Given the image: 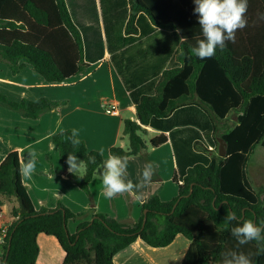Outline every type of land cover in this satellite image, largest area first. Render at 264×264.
I'll return each mask as SVG.
<instances>
[{
  "label": "trees",
  "instance_id": "trees-1",
  "mask_svg": "<svg viewBox=\"0 0 264 264\" xmlns=\"http://www.w3.org/2000/svg\"><path fill=\"white\" fill-rule=\"evenodd\" d=\"M128 2L127 35L138 34L137 19L144 13L158 28H179V36L187 40L180 44L176 57L179 66L166 70L154 94L138 101L137 121H125L123 134L129 139V148L113 147L110 155L145 156L149 151L147 127L153 118L166 119L179 108L198 106L213 124L211 135L216 144L219 137L227 143V156L220 157L219 150L210 151L197 141L196 150L213 152L211 162L189 168L182 184L175 177L179 186L176 198L163 201L158 195L151 196L134 225L96 213L91 222L81 223L77 232L71 234L69 220L82 215L62 204L56 209L37 211L20 174L19 154L12 152L0 165V196L14 198L17 203L12 209L15 220L3 264H39L41 236L53 237L58 242L64 252L62 264H115L114 257L134 244L164 249L179 238L189 243L181 264H220L221 253L229 249L246 254L257 251L255 242L237 247L230 233L232 225L226 230L224 220L228 210L241 218L264 220V187L255 189L247 174L250 154L258 145L264 147V20L258 18L259 13H264V0H248V25L236 32L235 43L228 42L223 50L218 48L215 56L204 60L190 53L196 40L202 38L193 0ZM0 63L14 74L31 66L48 84H61L85 75L90 65L85 62L83 37L66 0H0ZM62 104L46 98L18 102L0 92V106L31 120ZM233 113L238 114L235 126L219 136L217 121L225 123ZM71 131L55 134L52 143L59 149L65 167L69 152L86 162L83 178L72 174L70 177L91 196L89 185L105 158L102 153L89 150L82 141L74 148L65 139ZM167 142V136L160 134L150 140V148ZM89 156L95 157V163L88 162ZM21 202L25 214L20 213ZM2 206L0 200V214ZM253 260L254 264H264V255H253Z\"/></svg>",
  "mask_w": 264,
  "mask_h": 264
},
{
  "label": "crops",
  "instance_id": "crops-1",
  "mask_svg": "<svg viewBox=\"0 0 264 264\" xmlns=\"http://www.w3.org/2000/svg\"><path fill=\"white\" fill-rule=\"evenodd\" d=\"M121 28L117 24L111 0H66L75 25L83 37L85 62L90 65L85 75L75 76L61 84H48L31 66L18 74L0 63V92L9 99L21 102L49 99L63 103L56 110L43 114L37 120L23 117L19 112L0 106V165L12 152L19 154L20 162L28 153H36V170L22 180L37 211L56 209L62 204L75 214L71 219L75 234L83 222H91L93 215L103 213L126 223L136 224L142 216L143 204L158 195L163 201L178 196V184L183 183L187 170L205 160L211 162V153L195 149L202 143L215 151L213 124L207 113L198 106H185L166 119L153 118L147 127L152 138L165 134L168 142L151 148L145 157H130L128 178L137 183L144 164L152 162L156 180L137 194H118L109 199L104 192L100 170L89 185V196L75 182L62 164L59 149L52 143L55 134L77 129L79 139L89 150L103 154L105 160L113 147H124L123 130L126 120L137 121L136 105L143 96H151L166 70L179 66L176 57L180 50L177 31L156 27L141 13L136 26L137 35H127L130 17L128 0ZM115 15V16H114ZM145 28L140 27V22ZM116 107L115 114L106 109ZM220 123L218 135L220 133ZM222 131V130H221ZM150 139V140H151ZM203 139V140H202ZM220 139V138H218ZM3 202L0 225L13 223L14 198L0 196ZM39 264H62L64 252L53 237L41 236ZM189 243L179 238L168 248H152L134 244L114 257L115 264H181Z\"/></svg>",
  "mask_w": 264,
  "mask_h": 264
},
{
  "label": "clouds",
  "instance_id": "clouds-1",
  "mask_svg": "<svg viewBox=\"0 0 264 264\" xmlns=\"http://www.w3.org/2000/svg\"><path fill=\"white\" fill-rule=\"evenodd\" d=\"M193 3L195 5L193 11L198 16L202 38L196 40V45L190 48V53L201 60L212 58L216 50L218 48L223 50L228 42L235 43L236 32L248 25L246 18L248 0H193ZM258 18L264 20V13H259ZM176 31L178 34L181 32L179 28ZM186 40V37H180L181 43ZM65 139L74 148H78L81 144L77 129H72ZM129 159L127 155L111 154L104 161L100 170V178L107 198L113 199L118 194L133 192L139 198L140 190L153 182L156 168L152 162H146L138 182L133 183L128 178ZM88 162L95 163V157L89 156ZM66 164L68 173L83 178L87 167L85 161H78L76 155L69 152ZM35 170L36 153L32 151L28 153L26 160H22L20 174L23 177H30ZM224 225L226 230L232 225L230 233L236 239L237 247L255 242L257 251L254 254H246L243 251L229 249L221 253L220 264H254L253 255H264V220L256 222L252 219L241 218L237 213L228 210Z\"/></svg>",
  "mask_w": 264,
  "mask_h": 264
},
{
  "label": "rangeland",
  "instance_id": "rangeland-1",
  "mask_svg": "<svg viewBox=\"0 0 264 264\" xmlns=\"http://www.w3.org/2000/svg\"><path fill=\"white\" fill-rule=\"evenodd\" d=\"M126 1L127 0H111L112 5H113L114 14L116 15V16L115 15L114 16H115L117 24L119 23V28H121V26H122L123 17H124L125 9L127 6ZM140 27L142 29L145 28V23L143 21L140 22ZM237 116H238L237 113H233L229 117L228 121H226L224 124H220L219 125L220 133L226 131L229 128L234 127L235 122L237 120ZM123 137H124V141H125L124 142L125 146L123 148L128 149L129 148V139L127 136H124V134H123ZM151 137H153V135H150V133L146 136V140H147V144L149 146V150L151 149L150 148ZM219 148H220V143L217 144L215 152H217L219 150ZM78 161H81V160H78ZM196 163L205 164L206 161L205 160H199ZM247 174H248V177H249V180H250L252 186L255 189L260 190L261 188L264 187V147L263 146L258 145L255 148V150L250 154L249 162L247 165ZM69 227H70V231L73 228H75L73 222H70Z\"/></svg>",
  "mask_w": 264,
  "mask_h": 264
},
{
  "label": "built area",
  "instance_id": "built-area-1",
  "mask_svg": "<svg viewBox=\"0 0 264 264\" xmlns=\"http://www.w3.org/2000/svg\"><path fill=\"white\" fill-rule=\"evenodd\" d=\"M107 114H115L116 107L112 106L111 108L106 109ZM2 213L0 214L1 217ZM12 223H3L0 225V264H3L5 246L9 239L10 227Z\"/></svg>",
  "mask_w": 264,
  "mask_h": 264
},
{
  "label": "water",
  "instance_id": "water-1",
  "mask_svg": "<svg viewBox=\"0 0 264 264\" xmlns=\"http://www.w3.org/2000/svg\"><path fill=\"white\" fill-rule=\"evenodd\" d=\"M218 142L220 143L219 156L220 157H226L227 156V151H226L227 143H225L224 140L221 139V138L218 139ZM192 191H193V188L191 189V192ZM20 206H21L20 213L21 214H25L27 211H26V209H25V207H24L22 202L20 203ZM145 213H146V211H145ZM146 221H147V218L145 216L144 222H143V227L145 226ZM11 240H12V237L10 238V241ZM9 250H10V245H9ZM8 256H9V251L7 252V256L6 257L8 258Z\"/></svg>",
  "mask_w": 264,
  "mask_h": 264
}]
</instances>
